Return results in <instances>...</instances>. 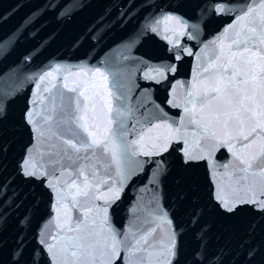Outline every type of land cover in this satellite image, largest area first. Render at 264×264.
Here are the masks:
<instances>
[{
  "label": "snow or ice",
  "instance_id": "1",
  "mask_svg": "<svg viewBox=\"0 0 264 264\" xmlns=\"http://www.w3.org/2000/svg\"><path fill=\"white\" fill-rule=\"evenodd\" d=\"M139 3L157 11L142 17L120 53L131 69L101 59L75 68L57 63L39 74L19 120L30 142L9 176L4 125L17 92L0 89V264H264V0ZM40 6L61 8L58 0ZM135 7L136 0L117 23ZM7 19L0 13V23ZM36 19L34 11L0 40V51ZM222 19L229 22L210 32ZM100 24L81 34L89 51L103 39ZM161 32L163 55H135ZM188 57L190 78L176 80ZM79 74L84 79L69 82ZM157 88L167 89L163 100ZM198 167L204 190L174 175ZM129 191L136 195L120 226L111 210ZM45 197L48 211L37 221ZM242 212L251 217L242 233H213L208 216Z\"/></svg>",
  "mask_w": 264,
  "mask_h": 264
},
{
  "label": "water",
  "instance_id": "2",
  "mask_svg": "<svg viewBox=\"0 0 264 264\" xmlns=\"http://www.w3.org/2000/svg\"><path fill=\"white\" fill-rule=\"evenodd\" d=\"M47 2L48 0H0V13L8 17L6 23H0V40L8 37L34 11L35 17L38 18L35 23L28 27L26 34L19 42L7 50L6 54L0 51V89L17 92L15 99L9 105V117L4 125V139L10 144L5 160L7 164L5 176H9L13 172L15 160L22 153L25 145L30 142L31 134L26 128L19 125V120L23 109L29 102V98H35L32 95L36 92L34 81L38 79L39 74L57 63L75 68L88 63L95 66L101 59L110 60L116 68L131 69L133 62L122 60L120 53L126 51L127 42L131 38L134 29L143 22L142 17L157 11L154 8L142 11L143 5L139 3V0H136L137 7L132 8L129 16L125 17L124 22L118 24L117 21L120 20L121 14L129 11V6L134 0H58L61 8L55 10L49 8L45 12L44 7L40 5ZM148 2L152 3L153 0H148ZM156 2L166 5L168 0H156ZM38 6L40 7L38 8ZM73 6L72 14L65 17L63 15L65 8ZM37 8L38 11H36ZM129 20L130 22H128ZM100 21H103V23L100 24ZM228 22V19L217 20L210 26L209 31H218ZM97 24H100V27L96 35L104 33V36L100 43L89 51L91 45L83 40L81 34H87V31ZM162 36L163 32H161L160 37L146 39L135 50V55L144 53L152 57L163 55L166 45ZM77 37H80V41L73 45V41ZM81 42L83 46L79 47ZM85 52L88 53L87 57H85ZM26 56L32 58L26 59ZM93 56L96 58L92 59ZM194 67L193 58H186L180 65L175 79L188 80ZM81 79H84L83 74L72 75L69 77V82ZM89 79L93 78L89 77ZM94 79L96 87L103 88L105 82L102 78L96 77ZM111 82L112 78L110 77L109 85ZM132 87L135 88L134 83ZM167 94L166 88L155 90V97L158 100H163ZM226 155V153L218 154V158L223 161ZM174 175L182 181L195 183L201 190L206 188L207 176L203 167L187 171L178 170ZM16 186L22 188L25 194L30 192V186L21 185L19 181L16 182ZM135 195L134 191H129L119 206L111 210V215L118 225L123 226L126 223L127 208L130 200ZM46 200L47 197H45V203H42L36 212L37 221L47 214ZM31 202V196H29L28 200L24 201V208H28ZM24 208L20 210L21 213ZM207 219L213 233L227 236L233 232L242 233L251 217L246 212H242L236 217L226 218L210 215ZM51 227L54 230V225H51ZM14 228L15 217L9 222L8 230L5 232L8 247L12 245L11 237L14 235ZM6 259L7 248L5 249Z\"/></svg>",
  "mask_w": 264,
  "mask_h": 264
}]
</instances>
